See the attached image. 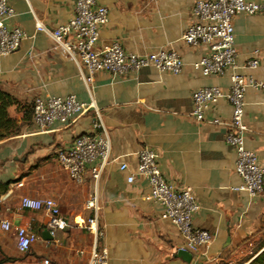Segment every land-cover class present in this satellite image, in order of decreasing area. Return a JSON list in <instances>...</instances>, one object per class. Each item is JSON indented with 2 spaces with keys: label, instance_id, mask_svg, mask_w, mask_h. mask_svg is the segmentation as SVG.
<instances>
[{
  "label": "crops",
  "instance_id": "crops-1",
  "mask_svg": "<svg viewBox=\"0 0 264 264\" xmlns=\"http://www.w3.org/2000/svg\"><path fill=\"white\" fill-rule=\"evenodd\" d=\"M262 3L264 0H246ZM108 9L109 20L98 27L96 49L118 42L127 53L144 54L157 49L173 50L184 67L179 74L143 67L135 73L115 76L106 71L86 83L87 71L60 46L48 31L72 14L74 0H9L15 15L7 25L20 28L24 37L15 51L0 57V89L17 104L8 108L18 131L0 140V181L16 180L0 196V220L12 229L24 226L37 234L26 252L18 251L13 230L7 241L0 235L2 252L14 258L4 264H87L92 235L85 228L90 211L89 195L96 193L100 209V245L107 251V264H247L264 247V186L253 198L236 190L241 179L234 170L235 153L225 142L227 127L212 119L227 121L231 106L219 100L209 106L204 120L190 115L191 94L207 86L226 89L230 75L264 79V16L236 13L232 18L237 67L224 75H203L192 67L206 49L190 46L181 35L191 23L192 0H96ZM36 20L46 31L36 29ZM257 51L258 66L247 62ZM73 94L90 108L69 126L58 123L39 130L31 121L36 96L64 97ZM243 123L246 149L255 152L264 165V91L247 89ZM100 121L110 142L109 159L97 184L88 172L80 184L72 182L56 160V152L79 135L96 132ZM149 147L158 154L157 164L167 182L192 189L199 205L193 227L207 230L213 239L206 248L191 254L189 262L176 257L183 244L181 234L161 219V206L145 199L146 181L135 177L126 182L137 159L135 152ZM90 165H86L88 169ZM21 181V186L15 183ZM15 203L12 205V194ZM51 198L67 226L52 238L42 235L50 220L42 211L19 207V198ZM2 217V218H1ZM83 250V253L79 251Z\"/></svg>",
  "mask_w": 264,
  "mask_h": 264
},
{
  "label": "built area",
  "instance_id": "built-area-1",
  "mask_svg": "<svg viewBox=\"0 0 264 264\" xmlns=\"http://www.w3.org/2000/svg\"><path fill=\"white\" fill-rule=\"evenodd\" d=\"M8 1L0 0V57L15 51L25 36L20 28L7 25V21L15 15ZM236 13L264 16V2L192 0L190 7L192 21L182 33L181 40L187 45H202L206 49V53L192 63V67L201 74L224 75L228 69L237 67L238 53L234 46L232 28V18ZM108 20L107 7L96 0H74L71 16L64 23L48 31L53 41L85 68L86 83H90L93 75L99 71H106L115 76L135 73L143 67H153L158 72L172 74H179L182 71L184 63L173 50L157 49L137 55L125 52L118 42L96 49L98 27L106 24ZM36 29L46 31L43 24L37 20ZM258 62L257 51H254V57L247 62V66L254 69ZM229 81L226 89L207 86L194 90L191 94L190 115L202 121L209 106L222 99L229 103L231 106L229 119L227 121L212 119L210 122L227 127L224 140L235 153L234 170L241 179L240 185L235 189L244 191L249 198H253L263 190L264 165L259 163L255 152L244 146L247 131L243 123L244 94L249 88L264 91V79L233 72ZM90 108H94L93 103L80 102L73 94L64 97L36 96L32 102L31 121L39 130L53 123L66 127ZM93 128L97 131L76 136L68 147L56 152L59 167L76 184H80L88 172L96 185L104 166L112 160L117 162L119 171L127 170V164L120 161L119 157L109 159L110 142L99 117ZM135 156L136 167L133 172H128L126 182L133 183L135 177L145 179L147 187L145 199L159 204L161 219L168 220L181 234L183 244L179 249L195 254L201 251L200 248H206L213 236L207 230L192 226V216L199 209L192 189L167 182L157 164L158 154L153 149L141 147L135 152ZM90 164L92 165L86 169V165ZM15 185L21 186V181ZM18 204L21 209L42 211L50 219L45 227L51 237L57 230H63L67 226L65 219L60 215L57 203L51 198L21 196ZM85 208L90 211L85 228L92 235L87 264H107V251L100 245L103 232L98 225L97 213L100 206L95 192L89 195ZM0 230L4 232L13 230L16 247L22 253L37 240V234L31 229L24 226L12 229L7 219L0 220ZM79 252L83 253V250ZM42 264L52 263L48 259H43Z\"/></svg>",
  "mask_w": 264,
  "mask_h": 264
},
{
  "label": "trees",
  "instance_id": "trees-1",
  "mask_svg": "<svg viewBox=\"0 0 264 264\" xmlns=\"http://www.w3.org/2000/svg\"><path fill=\"white\" fill-rule=\"evenodd\" d=\"M16 104L17 100L11 94L0 89V140L18 131L16 120L8 113V108ZM13 181H0V196L7 192L9 184ZM11 261H14V258L5 255L0 248V264ZM247 264H264V247Z\"/></svg>",
  "mask_w": 264,
  "mask_h": 264
},
{
  "label": "water",
  "instance_id": "water-1",
  "mask_svg": "<svg viewBox=\"0 0 264 264\" xmlns=\"http://www.w3.org/2000/svg\"><path fill=\"white\" fill-rule=\"evenodd\" d=\"M42 235L47 237V238H52L47 229H44L42 231ZM175 256L183 259L186 262H189L191 257H192L191 253H189L188 251L183 250V249H177Z\"/></svg>",
  "mask_w": 264,
  "mask_h": 264
},
{
  "label": "rangeland",
  "instance_id": "rangeland-1",
  "mask_svg": "<svg viewBox=\"0 0 264 264\" xmlns=\"http://www.w3.org/2000/svg\"><path fill=\"white\" fill-rule=\"evenodd\" d=\"M12 205L15 203V197H16V195H15V193H13L12 194ZM2 218V217H1ZM0 235H2V237H3V241H7V235H8V232H4V231H2V230H0Z\"/></svg>",
  "mask_w": 264,
  "mask_h": 264
}]
</instances>
